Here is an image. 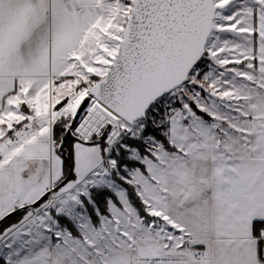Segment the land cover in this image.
Returning a JSON list of instances; mask_svg holds the SVG:
<instances>
[{
    "label": "snow or ice",
    "instance_id": "1",
    "mask_svg": "<svg viewBox=\"0 0 264 264\" xmlns=\"http://www.w3.org/2000/svg\"><path fill=\"white\" fill-rule=\"evenodd\" d=\"M0 264H264V0H0Z\"/></svg>",
    "mask_w": 264,
    "mask_h": 264
}]
</instances>
